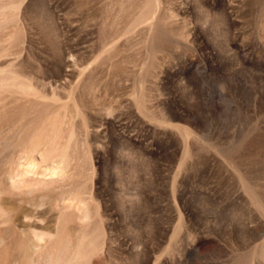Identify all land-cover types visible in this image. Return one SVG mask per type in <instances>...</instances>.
<instances>
[{"label": "rangeland", "instance_id": "1", "mask_svg": "<svg viewBox=\"0 0 264 264\" xmlns=\"http://www.w3.org/2000/svg\"><path fill=\"white\" fill-rule=\"evenodd\" d=\"M0 264H264V0H0Z\"/></svg>", "mask_w": 264, "mask_h": 264}]
</instances>
